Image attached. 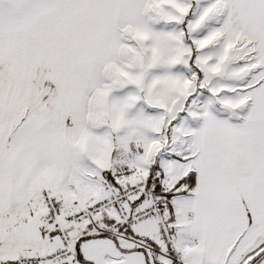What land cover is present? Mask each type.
<instances>
[{
  "label": "snow or ice",
  "instance_id": "6c2138e0",
  "mask_svg": "<svg viewBox=\"0 0 264 264\" xmlns=\"http://www.w3.org/2000/svg\"><path fill=\"white\" fill-rule=\"evenodd\" d=\"M0 264H264V0H0Z\"/></svg>",
  "mask_w": 264,
  "mask_h": 264
}]
</instances>
